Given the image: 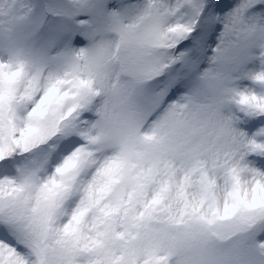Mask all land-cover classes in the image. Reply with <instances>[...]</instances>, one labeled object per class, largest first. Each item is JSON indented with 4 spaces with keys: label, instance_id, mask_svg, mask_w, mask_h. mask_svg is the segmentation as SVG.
<instances>
[{
    "label": "snow or ice",
    "instance_id": "1",
    "mask_svg": "<svg viewBox=\"0 0 264 264\" xmlns=\"http://www.w3.org/2000/svg\"><path fill=\"white\" fill-rule=\"evenodd\" d=\"M0 264H264V0H0Z\"/></svg>",
    "mask_w": 264,
    "mask_h": 264
}]
</instances>
